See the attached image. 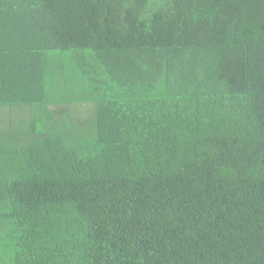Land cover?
<instances>
[{
  "label": "trees",
  "instance_id": "obj_1",
  "mask_svg": "<svg viewBox=\"0 0 264 264\" xmlns=\"http://www.w3.org/2000/svg\"><path fill=\"white\" fill-rule=\"evenodd\" d=\"M0 264H264V0H0Z\"/></svg>",
  "mask_w": 264,
  "mask_h": 264
}]
</instances>
